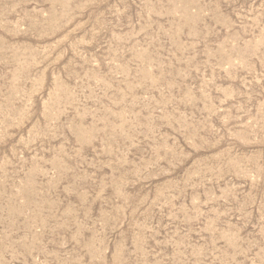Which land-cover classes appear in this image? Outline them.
Wrapping results in <instances>:
<instances>
[{
	"label": "rangeland",
	"instance_id": "rangeland-1",
	"mask_svg": "<svg viewBox=\"0 0 264 264\" xmlns=\"http://www.w3.org/2000/svg\"><path fill=\"white\" fill-rule=\"evenodd\" d=\"M0 264H264V0H0Z\"/></svg>",
	"mask_w": 264,
	"mask_h": 264
}]
</instances>
